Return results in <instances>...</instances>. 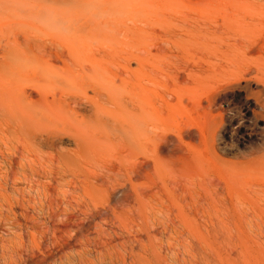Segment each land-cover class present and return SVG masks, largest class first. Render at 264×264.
Returning a JSON list of instances; mask_svg holds the SVG:
<instances>
[{
    "label": "bare ground",
    "instance_id": "bare-ground-1",
    "mask_svg": "<svg viewBox=\"0 0 264 264\" xmlns=\"http://www.w3.org/2000/svg\"><path fill=\"white\" fill-rule=\"evenodd\" d=\"M70 5L68 0L56 12L44 8L52 16L58 12L61 41L42 58L50 72L59 68L52 62L60 61L76 86H50L51 92L29 83L20 86L16 105L0 98V124L10 134L19 126L27 137L0 138V264H229L248 257L235 207L261 209L264 181L233 190L219 175L177 174L174 168L193 172L200 166L194 152L187 162L174 157L185 154V138L202 134L189 119L173 132L154 131L157 98H136L142 84L132 78L136 68L160 71L156 57L163 56L167 69L161 72L175 84L196 79L206 60L187 58L183 44L193 42L198 48L190 52L215 55L207 64L231 68V85L249 89L259 83L257 100L264 106V64L236 66L249 55L264 59V0H138L134 9L149 7L146 17L170 28L169 37L110 62V51L91 42L103 40L111 18L100 15L101 5L95 6L100 14ZM50 14L44 16L55 27ZM123 22L115 31L134 29ZM22 104L40 109L23 111ZM143 135L152 146L138 153ZM257 254L264 258V247Z\"/></svg>",
    "mask_w": 264,
    "mask_h": 264
},
{
    "label": "rangeland",
    "instance_id": "rangeland-1",
    "mask_svg": "<svg viewBox=\"0 0 264 264\" xmlns=\"http://www.w3.org/2000/svg\"><path fill=\"white\" fill-rule=\"evenodd\" d=\"M66 1L68 0H0V56L5 53V56H2L4 60L0 57L1 99L16 105L18 103L16 100H19L16 96L19 94L18 90L24 84L29 83L39 84L45 89L51 86L57 90L64 86H76L77 82L71 78L69 72L65 71L69 69L63 68L60 61L52 62V65L59 68L50 72L46 67V58L44 56L42 58L45 49L54 50V43L61 41L58 31L61 24L58 25L57 22L60 17L57 20L58 12L56 16H54L56 13L52 12L61 10L62 4ZM69 1H71L70 6L77 7L80 12L84 10L88 12L93 8L100 14L101 9L95 6L103 7L100 4L103 3L105 5L103 9L107 7V10H101L100 15L111 18L112 25L101 35L103 40H100L99 36V39L93 38L91 43L93 44V41L95 44L99 43L94 46L110 51L111 55L107 57L108 62L113 61L114 55L124 51L143 49L148 44L157 42L161 35H164V38L169 37L167 31H170V28L163 27L155 19L146 17L149 16L147 14L149 7L143 6L142 10L137 9V11L134 9L138 0H132L127 5L118 4L119 6L113 0ZM205 4L202 2L193 6L200 7ZM44 8L50 9L49 11L54 14L55 19L52 21L57 24L55 27L50 24L51 20L48 21L47 16H44L50 14ZM131 9L134 10L127 11ZM50 16L53 17L51 14ZM54 20L57 21L54 22ZM123 21L134 26V29L126 34L115 31L118 27L123 28L117 24ZM249 32L254 31L250 29ZM260 32V29L255 32L257 37L261 35ZM14 36L16 40L12 41ZM8 37L13 43L8 42L7 44ZM102 42L105 44L107 42V45L105 46ZM183 46L186 48L185 55L188 59L193 56L196 60H214L215 55L212 53L205 57L190 52L196 51L198 48L196 43L186 42ZM78 49L81 51L83 48L79 46ZM259 57L258 55L246 56L236 66L247 63L252 66L264 64V59ZM156 60L162 62L160 71L151 72L146 69L147 67L136 68L132 78L133 83L142 84V88H137L133 93L136 98L143 99L144 102L157 98L159 105L154 116L153 130L173 132L178 128L182 119H189L194 130L202 134L194 138H185V154L174 157L177 162H187L189 151L194 152L201 157L200 166L193 172L174 168L176 173L205 179L219 175L221 181L224 184L227 183L233 190L243 188V183H250L253 180L264 181V106L257 100V93L261 90L260 84L253 82L249 89L244 87V83L231 85L227 78L228 70L231 68L227 69L228 66L224 67L221 63L207 64L206 61L204 62L205 71L199 72L196 79H189L188 83L175 84L168 75L164 74V71L161 72L162 69H167L166 58L160 56L156 57ZM16 65H18L17 69ZM135 67L136 65H133V68ZM51 88L48 90L52 92L54 89ZM199 101L201 105L195 104ZM19 109L39 111L40 108L22 104ZM14 130L15 132L10 134L6 131L5 125L0 124V138L7 142L27 140L19 126ZM151 146V138L143 135L139 141L138 153L148 150ZM252 158L255 162L248 163ZM160 169L170 171V168L163 165ZM235 208L237 209L236 219L245 230L242 240L249 247L250 253L248 257L237 258L229 264H264V258L257 257L258 251L264 247V206L256 211L246 210L241 206ZM249 213L251 214L250 221H247L250 223H247L245 216Z\"/></svg>",
    "mask_w": 264,
    "mask_h": 264
}]
</instances>
